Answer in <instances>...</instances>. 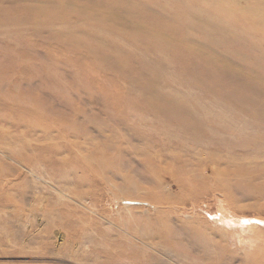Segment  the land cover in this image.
<instances>
[{
	"label": "rangeland",
	"instance_id": "obj_1",
	"mask_svg": "<svg viewBox=\"0 0 264 264\" xmlns=\"http://www.w3.org/2000/svg\"><path fill=\"white\" fill-rule=\"evenodd\" d=\"M0 264H264V0H0Z\"/></svg>",
	"mask_w": 264,
	"mask_h": 264
}]
</instances>
